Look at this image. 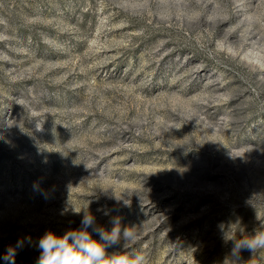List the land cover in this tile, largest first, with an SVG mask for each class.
Returning a JSON list of instances; mask_svg holds the SVG:
<instances>
[{
  "label": "rangeland",
  "instance_id": "1",
  "mask_svg": "<svg viewBox=\"0 0 264 264\" xmlns=\"http://www.w3.org/2000/svg\"><path fill=\"white\" fill-rule=\"evenodd\" d=\"M72 207L132 227L124 264H235L264 231V0H0V264Z\"/></svg>",
  "mask_w": 264,
  "mask_h": 264
},
{
  "label": "clouds",
  "instance_id": "2",
  "mask_svg": "<svg viewBox=\"0 0 264 264\" xmlns=\"http://www.w3.org/2000/svg\"><path fill=\"white\" fill-rule=\"evenodd\" d=\"M100 210L98 209V211ZM72 212L77 215L83 212L81 227L70 229L62 235L51 230L45 231L35 241V247L39 249L35 264H124L123 260L109 258L107 253L109 248L122 247L133 240L135 233L132 227L124 226L121 228L119 220H115L109 231L96 223V218L88 211V207H72ZM104 214L108 215V212L104 211ZM89 229H92V232H95L99 239L94 237ZM26 239L29 244L33 243L31 237ZM227 240L232 241L230 259L235 264H242L240 260L242 251L252 253L264 248V231H254L247 235L236 234L227 237L225 242ZM23 244L24 241H18L16 247H23ZM15 255V248L10 246L2 258L7 264H15Z\"/></svg>",
  "mask_w": 264,
  "mask_h": 264
}]
</instances>
